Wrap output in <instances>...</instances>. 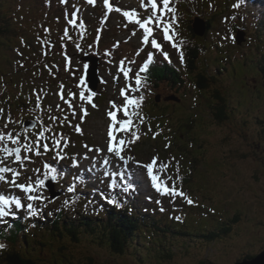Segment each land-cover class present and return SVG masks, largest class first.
I'll return each instance as SVG.
<instances>
[{
    "label": "rangeland",
    "instance_id": "1",
    "mask_svg": "<svg viewBox=\"0 0 264 264\" xmlns=\"http://www.w3.org/2000/svg\"><path fill=\"white\" fill-rule=\"evenodd\" d=\"M39 1L0 0L6 10L10 9L11 27L17 24L21 29L15 36L17 41L9 37L0 38L4 43L0 44V122L10 124L7 110L18 122V125L13 123L16 130L8 125H0L4 141L0 149H7L8 152L5 155V151H0V168L11 170L0 174L3 175V179H0V196L21 203L20 208H16L15 203H9L5 207L8 215L22 210L31 212L28 206L32 204V208L35 203H42L46 207L47 204L61 201L72 208L74 200L80 199L84 203L88 199L90 203H84V211L93 216L94 201H102L100 194H109L115 181L128 180L127 186L117 188L129 189L132 184L140 185L142 206H149L145 201L147 199L157 212L168 208L160 216L165 222L172 223L173 208L180 211L173 213L174 227L179 234L149 238L142 243L146 244L145 247H140L139 242L134 241L127 254L116 258L106 245H99V241L85 236L79 247L71 248L72 262L236 264L264 251V134L259 132L262 125L258 124L264 119V79L255 68L264 56V36L261 37L263 43L251 45L256 31L254 28L252 34L251 28L256 19L253 12L246 10L245 2L250 3L249 0H240L246 9L243 7L238 23L235 22L233 9L236 2L229 3L227 7L226 0H200L209 8L208 14L201 15L195 9L194 0H188L189 6L183 15L184 20L190 21L197 16L207 19L213 13L221 15L222 12L220 17L213 18L216 28L203 40H207L204 45L216 42L222 45L215 54L209 51L195 63V73L202 69L203 76L207 77L209 72L210 76L215 74L220 80L210 90V97L218 92V96L225 98L228 119L222 125L216 124V118L209 115L210 111L207 112L208 104L215 105V100L205 93L193 91L194 75L185 71L188 63L182 56V40L190 44L194 52L197 51L194 42L203 41L194 37L188 22H181L179 3L176 5L170 1L169 7L174 12L165 11L159 26L155 20L147 25L151 34L145 41L144 30L136 21L142 23L151 15L148 0H108L107 8L104 0H95L94 4L88 3V0H42L62 10L61 14L55 15L52 14L53 7H46ZM260 1L263 3L260 13L264 19V0ZM154 2L158 8H162L160 0ZM226 9L232 10L234 15ZM126 11L136 15L129 20L123 15ZM82 15L93 21L92 26L85 25L84 31L79 28ZM165 24L169 28L168 40L164 39ZM232 25H238L248 37L239 47L233 41ZM108 33H112L111 37H107ZM259 33L264 34V30L256 32ZM23 38L29 43L23 45ZM153 39L158 48L152 47ZM35 42L42 45L34 47ZM77 45L85 47L82 55L75 49ZM96 45L99 47L98 54ZM223 45H230L232 49ZM106 46L109 48L104 49ZM151 49L161 55L167 52L171 63L180 68L182 77L187 80L186 87L177 89L174 94L182 103L164 102L170 93L160 86L147 92L146 102L136 111L137 117L130 114L136 108L131 105L127 108L128 115H125V97L121 96V90L129 99L140 97V85L136 84V79L139 77L141 81L140 68L145 62L144 55ZM35 51L41 52L38 54L41 59L46 52L51 57H47L44 63L36 62L31 59ZM113 51L118 54H113ZM91 53L99 55V73L104 79L95 96L85 89L86 65L80 61L83 55ZM61 54L64 59L60 58ZM215 56L220 59V63H215L217 68L209 62H215ZM163 57L160 58L166 59ZM222 59L228 63L226 69L223 68ZM41 66L46 68L42 70ZM155 95L161 98V103H154ZM31 99L37 101V109H31L28 104ZM109 112L115 113V123L109 117ZM29 118L36 121L38 126L26 132L23 122ZM127 120L134 126L139 125L133 133L141 136L138 146H132L135 150L131 157L125 154L131 124L127 130H119L116 124ZM109 127L112 129L111 152L108 150ZM184 127L191 130L186 131ZM21 130L27 135H18ZM58 131H61L60 137L63 138L65 134L68 137L58 139L57 135H53ZM76 140L81 141L78 147L74 145ZM172 142L187 147L186 152H178L172 147ZM118 150L119 156L116 155ZM69 151L72 152L67 154ZM170 154L174 159L172 166L165 161ZM179 154H185L191 161H195L194 157L197 159L194 182L189 186V193L185 189L181 191L183 196L162 195L153 188L144 165L155 159L153 170L159 178L158 183L163 181L169 188L175 187L177 176L186 175L191 166L190 160ZM4 157L8 160L2 161ZM161 165L166 167L162 168ZM178 169L181 171L178 172ZM13 173L18 174L15 184L12 182ZM77 174L79 177L75 176ZM50 177H55L54 192L61 193L60 200L56 202L50 200L43 187ZM76 181L81 183L74 189ZM18 185H31L32 191H22ZM29 196L35 199L29 200ZM187 199L193 203L188 204ZM185 205L189 206L183 214ZM234 217L239 219L237 223L233 221ZM5 218L0 217V224ZM228 228L227 234L223 235V229ZM208 232L218 236L214 242L199 238ZM43 251V263L50 264L57 248L53 246ZM140 258L144 263L138 261ZM55 260L59 264L63 262L61 256Z\"/></svg>",
    "mask_w": 264,
    "mask_h": 264
},
{
    "label": "trees",
    "instance_id": "2",
    "mask_svg": "<svg viewBox=\"0 0 264 264\" xmlns=\"http://www.w3.org/2000/svg\"><path fill=\"white\" fill-rule=\"evenodd\" d=\"M201 7L204 8L203 5H201ZM9 10L8 8L6 10V7L0 3V38L9 36L15 38L20 31L19 28L15 29V27H11V18L9 17L10 15H8ZM200 11L201 13H207L206 10L200 9ZM212 18L206 19L207 31L214 30ZM261 37L262 36L259 34L258 43H263ZM206 41L207 40H205V42ZM196 45L197 44H195L197 51H191V56L187 58L188 64H190L187 70L189 74L194 75V89L197 90L198 93H205L210 97V90H212V87L217 83V81H214L215 76L214 74L210 76L207 73V77H205L201 70L195 73V63L202 59L201 54H203V49L205 51H214L218 50L219 47L217 45H210L204 48L201 44ZM255 68L261 79H264V56L261 57V60L256 64ZM148 77L158 85L165 87L170 95H174L177 89L181 90L183 88L181 75L169 68L165 63H163V65L157 62L154 63L150 71H148ZM218 95V92L212 93L210 99L215 100L216 104H208L207 112L210 111L209 115L216 118V121H214L216 124L222 125V123L228 119L227 104L225 105L224 96ZM258 124L262 125L261 128H259V132L261 134L263 132L264 134V119L260 120ZM184 128L186 131L191 130V128ZM173 139L174 137L170 138L171 141ZM138 142L139 140L137 139L131 141L128 146L131 152L135 150L132 146H138ZM172 147L176 148L178 152H186L187 150V147L176 145L174 142H172ZM189 153L191 154L193 152ZM179 156L184 159L187 158L191 162L189 172L186 175L178 176L176 179V184L180 185L179 190L183 191V188H185L188 192V189L190 190L189 186L194 182V174L196 172L195 166L198 161L195 157L196 163L194 160L191 161L185 154H179ZM165 161L169 166L174 165V159L171 154L169 159ZM180 171L181 169H178V172ZM132 186L137 187L136 184ZM138 194L139 191L125 189H117L115 192L110 193L109 199L112 204L109 205L105 202L101 205L102 208H105V213H99V218H89L82 213L73 217L61 209L60 212L51 215L49 221L41 222L38 230H34L32 226L28 225L29 220L21 214L16 215L15 218L7 219L6 225L0 228V245L4 246L0 248V264H44L41 259V255L45 253L43 250L45 248H52L53 246L57 248V252L55 257L52 256V262L50 264H59L57 260H55L56 257L59 256L63 259L62 264H94L92 260L88 262H72L71 260V248L79 247L85 236H91L93 240L99 241V245H106L110 252L115 254L114 258H116L117 256H124L125 253L127 254L128 249L133 245L134 241L139 242L140 247H145L146 244L142 243L149 238H159L158 236L162 234H171L173 236L179 234L174 227V219H171L172 223L165 222L163 217H160L165 213L151 210L148 206H146V210H143L140 206L141 200ZM43 218L46 219L45 217ZM233 221L237 223L239 219L234 217ZM221 225H223V223ZM223 231V235H226L229 228L227 230L223 229ZM217 237L218 236L214 235L212 232L199 236L200 239L204 238L210 240V242H214ZM133 249L134 247L131 248V250ZM134 252L137 253V249H135ZM251 257L252 256L247 259H252ZM138 261L143 262L142 258Z\"/></svg>",
    "mask_w": 264,
    "mask_h": 264
},
{
    "label": "snow or ice",
    "instance_id": "3",
    "mask_svg": "<svg viewBox=\"0 0 264 264\" xmlns=\"http://www.w3.org/2000/svg\"><path fill=\"white\" fill-rule=\"evenodd\" d=\"M63 2V0H62ZM161 4H162V8H158V5L156 2H154V0H148V3L151 5V9H152V12H151V15L145 19L142 23L137 20L136 23H139V26L144 30V40L147 41L148 39V36L151 34V31L149 29V27H147V25L151 22H153V20H155V22L157 23V26H159L160 24V19L161 17L164 16L165 14V11L167 12H174V9L170 8L169 7V3H170V0H160ZM88 3L90 4H94L95 3V0H88ZM104 6L107 8L108 7V0H104ZM116 11H120V9H116ZM157 12H159V16L157 15ZM123 15L128 18L129 20H131L136 14L133 13V12H123ZM163 32H164V39L165 40H168L170 39L169 37V28H168V25L165 24L164 27H163ZM235 40V38L233 37V41ZM152 43V47L153 48H158L159 45L157 44L156 40L153 39L151 41ZM175 46V45H173ZM165 58L167 59V56H165ZM144 69H141V71H143ZM125 77H127V72L124 73ZM141 81L139 79V77H137L136 79V84L137 85H140ZM121 96H124L125 97V104H124V114L125 115H128V112H127V108L128 106H139V103L140 101L143 99V97H140L139 100L137 99H129L128 97L125 96L124 94V91L121 90ZM109 117L113 120V123H115V113L113 112H109ZM131 124V121L130 120H127V121H122L120 123V127L121 129L123 130H127L128 128V125ZM108 136H109V151L111 152L113 150L112 148V145H111V140H112V129L111 127H109V130H108ZM133 136H135V133H133ZM0 139H2V137H0ZM121 144L124 143V141H120ZM45 148H47V146L45 145ZM0 151H5L7 152V149H0ZM18 152V150H17ZM116 155L119 156L120 155V152L119 150L116 152ZM18 162V161H17ZM154 164H155V159H153V161L147 165H144V167H146L147 169V174L149 176V179L152 183V186L153 188L156 189V191L160 192L162 195H172V196H176V195H179V196H183V192L181 191H178L174 186L169 188L168 186L164 185V182L163 181H160L158 183V176L154 174ZM161 167H166L165 165H161ZM11 171L10 169H7V168H0V174H3V173H6V172H9ZM18 174L17 173H13V184H15V179H16V176ZM0 179H3V175H0ZM163 185V186H162ZM18 187L21 188L22 191H25V192H31L32 191V187L31 185H28V186H24V185H18ZM69 191H72L71 188H69ZM29 200H32V199H35V197L33 196H29L28 197ZM9 203H15V206L16 208H20L21 206V203L19 200H15V201H9L7 199H5L3 196H0V217H4V216H7L8 213L5 211V207L9 204ZM187 203L188 204H192L193 201L191 199H187ZM118 206V205H117ZM29 209H31V205L28 206ZM4 246L3 245H0V248H3Z\"/></svg>",
    "mask_w": 264,
    "mask_h": 264
},
{
    "label": "water",
    "instance_id": "4",
    "mask_svg": "<svg viewBox=\"0 0 264 264\" xmlns=\"http://www.w3.org/2000/svg\"><path fill=\"white\" fill-rule=\"evenodd\" d=\"M205 24H206V22L202 18L194 19L192 26H191L193 32L197 36L203 37L206 33V25ZM236 42L238 45H242L245 42L244 33H242V32L237 33ZM84 60H86L89 64H91V66L87 67V71H86V79H85V81L87 83L86 87L91 93H96L98 85L102 82V80L99 77V71H98L99 61L95 58H92V57L84 58ZM25 126L27 129H34L35 123L27 122V123H25ZM45 187H46V189H48L50 191V193L52 194V197H53V185H52V183L46 182ZM53 198H55V196ZM236 264H264V251H262L259 255H257L253 259L239 261Z\"/></svg>",
    "mask_w": 264,
    "mask_h": 264
},
{
    "label": "bare ground",
    "instance_id": "5",
    "mask_svg": "<svg viewBox=\"0 0 264 264\" xmlns=\"http://www.w3.org/2000/svg\"><path fill=\"white\" fill-rule=\"evenodd\" d=\"M35 108L37 109V106H35ZM13 117V115H12V113L10 114V118H12ZM116 124L119 126V130L121 129V127H120V123L119 122H116Z\"/></svg>",
    "mask_w": 264,
    "mask_h": 264
}]
</instances>
